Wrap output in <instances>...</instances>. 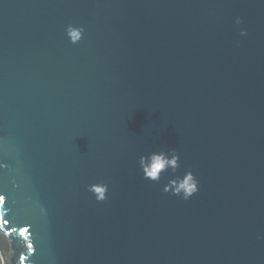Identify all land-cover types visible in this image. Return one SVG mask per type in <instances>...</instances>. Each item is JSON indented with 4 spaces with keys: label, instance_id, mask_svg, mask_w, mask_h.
<instances>
[{
    "label": "water",
    "instance_id": "water-1",
    "mask_svg": "<svg viewBox=\"0 0 264 264\" xmlns=\"http://www.w3.org/2000/svg\"><path fill=\"white\" fill-rule=\"evenodd\" d=\"M0 195L4 264H264V0H0Z\"/></svg>",
    "mask_w": 264,
    "mask_h": 264
},
{
    "label": "clouds",
    "instance_id": "clouds-1",
    "mask_svg": "<svg viewBox=\"0 0 264 264\" xmlns=\"http://www.w3.org/2000/svg\"><path fill=\"white\" fill-rule=\"evenodd\" d=\"M236 23H242V20L237 17ZM83 28L76 27L71 24L67 26L66 35L69 41L73 44L79 42L83 36ZM247 34L246 29H241L240 35ZM139 165L143 171V175L146 179L152 181H159L161 174L166 172L169 168L173 173L179 168V155L175 149L169 151L152 152L148 155H142L139 159ZM95 195L97 201H103L106 199V193L108 190L107 184L100 182L89 186L88 189ZM172 191L174 195H182L183 199H189L193 194L198 191V181L191 171L186 172L183 177L177 176L174 179H170L168 184L165 185L164 191ZM3 203V199L0 198V204ZM258 239H264V235L258 236ZM0 264H4L3 257L0 256Z\"/></svg>",
    "mask_w": 264,
    "mask_h": 264
},
{
    "label": "snow or ice",
    "instance_id": "snow-or-ice-1",
    "mask_svg": "<svg viewBox=\"0 0 264 264\" xmlns=\"http://www.w3.org/2000/svg\"><path fill=\"white\" fill-rule=\"evenodd\" d=\"M0 198H2V199H3V201L5 200V197H4L3 195H0Z\"/></svg>",
    "mask_w": 264,
    "mask_h": 264
},
{
    "label": "trees",
    "instance_id": "trees-1",
    "mask_svg": "<svg viewBox=\"0 0 264 264\" xmlns=\"http://www.w3.org/2000/svg\"><path fill=\"white\" fill-rule=\"evenodd\" d=\"M0 256H2L1 252H0Z\"/></svg>",
    "mask_w": 264,
    "mask_h": 264
}]
</instances>
